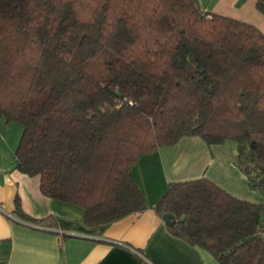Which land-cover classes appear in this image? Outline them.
<instances>
[{
	"label": "trees",
	"instance_id": "1",
	"mask_svg": "<svg viewBox=\"0 0 264 264\" xmlns=\"http://www.w3.org/2000/svg\"><path fill=\"white\" fill-rule=\"evenodd\" d=\"M0 115L22 127L17 168L87 226L145 209L132 165L184 135L233 141L264 190V32L198 0H0ZM155 209L221 264H264V202L203 175L168 182Z\"/></svg>",
	"mask_w": 264,
	"mask_h": 264
},
{
	"label": "crops",
	"instance_id": "2",
	"mask_svg": "<svg viewBox=\"0 0 264 264\" xmlns=\"http://www.w3.org/2000/svg\"><path fill=\"white\" fill-rule=\"evenodd\" d=\"M215 12L255 25L264 32V12L255 0H198ZM22 127L0 115V264H221L207 249L174 235L155 205L168 182L208 176L236 196L264 202V190L248 182L236 165V147L226 139L208 144L184 135L142 154L131 167L147 207L114 221L87 226L80 206L48 197L39 176L17 168ZM27 215H16L15 196Z\"/></svg>",
	"mask_w": 264,
	"mask_h": 264
},
{
	"label": "rangeland",
	"instance_id": "3",
	"mask_svg": "<svg viewBox=\"0 0 264 264\" xmlns=\"http://www.w3.org/2000/svg\"><path fill=\"white\" fill-rule=\"evenodd\" d=\"M105 60H106V58H105V55H103V54L96 56L88 64V66L86 67V70L90 71V72H92V71L98 72L99 70L102 69V66L104 65Z\"/></svg>",
	"mask_w": 264,
	"mask_h": 264
},
{
	"label": "built area",
	"instance_id": "4",
	"mask_svg": "<svg viewBox=\"0 0 264 264\" xmlns=\"http://www.w3.org/2000/svg\"><path fill=\"white\" fill-rule=\"evenodd\" d=\"M257 234L264 240V221L260 220L256 226Z\"/></svg>",
	"mask_w": 264,
	"mask_h": 264
},
{
	"label": "water",
	"instance_id": "5",
	"mask_svg": "<svg viewBox=\"0 0 264 264\" xmlns=\"http://www.w3.org/2000/svg\"><path fill=\"white\" fill-rule=\"evenodd\" d=\"M162 218H163V220H164V222L166 224H172V222H173L172 221L173 214L171 212L164 213L163 216H162Z\"/></svg>",
	"mask_w": 264,
	"mask_h": 264
}]
</instances>
